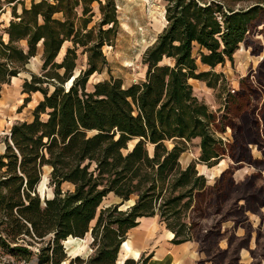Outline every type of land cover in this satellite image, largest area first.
<instances>
[{
  "label": "trees",
  "instance_id": "obj_1",
  "mask_svg": "<svg viewBox=\"0 0 264 264\" xmlns=\"http://www.w3.org/2000/svg\"><path fill=\"white\" fill-rule=\"evenodd\" d=\"M165 1L167 24L143 54L145 80L124 87L111 76L89 89L91 76L109 70L103 47L114 46L119 32L116 0H32L20 13L22 1L8 0L14 3L13 18L0 33V93L26 71L31 77L23 83L29 95L24 105L32 93L43 98L32 120L17 121L0 138L5 145L0 150V245L15 244L11 250L27 260L34 255L33 242L51 236L37 253V264H60L66 262L62 242L90 231L95 254L77 258L80 264H117L130 230L141 218L155 216L174 234L172 243L195 239L199 224L191 215L202 212L203 196L219 187L226 171L210 185L196 163L182 164L181 155L196 138L201 163L213 166L227 151L230 155V145L218 133L229 126L223 114H230L238 89L227 92L225 111L218 114L197 97L190 80L211 88L226 85L224 73L214 69L233 62L261 7L236 8V0ZM95 3L99 19L92 24ZM3 5L0 0V12ZM67 42L71 45L61 55ZM40 50L41 72L35 73L27 66ZM80 55L86 56V67L78 71ZM199 63L211 70L199 71ZM256 76L251 75L250 87L264 92V79L255 82ZM237 125L232 130L240 133ZM251 143L264 145L259 137ZM44 167L51 168L54 191L47 199L37 192ZM66 182L74 190L63 191ZM109 195L135 203L103 207ZM231 195L223 196L222 210ZM233 210L231 203L226 212ZM26 238L32 239L28 245L19 242ZM140 257H127L122 264H147Z\"/></svg>",
  "mask_w": 264,
  "mask_h": 264
},
{
  "label": "rangeland",
  "instance_id": "obj_2",
  "mask_svg": "<svg viewBox=\"0 0 264 264\" xmlns=\"http://www.w3.org/2000/svg\"><path fill=\"white\" fill-rule=\"evenodd\" d=\"M7 2L8 0H2L6 8L4 13H0V33L13 18L12 13H7V10H11L10 7L14 3ZM256 4L261 7L259 17L253 23L245 42L234 54L233 62L227 60L214 69L216 72L224 73L226 85L211 88L204 81L190 80L197 97L218 114L225 111L223 102L227 92L230 89H238L236 100L229 104L230 114L227 111L223 114L224 121L229 126L225 127L224 132L218 133L230 145L228 148L230 155L227 151L223 161L213 166L201 163L199 160L200 138L188 142V149L181 155L182 164L187 166L190 162L196 163L199 172L206 176L210 185H213L223 171H226L218 182L219 187L208 190L203 196L202 212L191 215L192 219L199 224L195 231V239L191 241L193 244L191 264H264V145L251 143V139L255 140L258 137L259 141L264 143V92L250 87L252 74L259 75L253 79L255 82L264 79V0H236L234 6L249 8ZM116 5L120 21L119 32L114 46L106 44L103 47L109 61V70L91 76L89 89L93 88L94 83L109 79L111 76L120 78L124 87L143 82L147 71L142 61L143 54L167 24L163 17V13H166L165 0H116ZM94 7L96 16L92 24L99 19L98 4L95 3ZM17 10L19 13L22 11L21 2L17 3ZM70 45V42L64 45L61 55ZM195 53H197L196 49ZM41 67L40 50V53L30 60L27 68L40 73ZM85 67L86 56L80 55L77 70ZM208 70L211 68L199 63V71ZM30 77V73L23 71L9 84H5L1 90L0 138L8 136L13 124L17 121L33 119V110L43 95L40 92L32 93L31 100L24 105L25 98L29 95L23 92V83ZM243 79L247 81L242 84ZM256 120L260 122L258 127L254 125ZM234 123H238L240 133L233 132ZM0 150L4 152V143H0ZM240 157L245 160L237 163ZM251 157L253 160L250 159ZM50 172V167H44L41 182L37 187V192L42 199L51 198L54 195L53 187L49 183ZM62 189L63 191L74 190V186L66 182L62 185ZM228 192L232 193V200L228 207L222 210L223 196ZM238 200H241L243 205L237 204ZM117 202V197L109 195L102 206ZM231 203L234 210L226 212ZM149 226L150 220L147 219L141 223L139 229H148ZM153 227L157 233L166 229L165 225L159 222L158 216L154 218ZM133 234L134 238H137L136 233H128V239L132 240V248H134L135 239L130 237ZM50 238L51 236L42 242H33L31 249L34 255L27 260L17 251L11 250L15 244L0 245V264H37V253L41 247L47 245ZM71 238L73 239L69 237L62 242L66 262L60 264H70L72 260V264H80L77 258L85 261L95 254L96 247L90 231L83 237V241ZM29 241L32 239L19 240L24 245H28ZM128 255H122L120 252L118 261L121 262V259L131 256V254Z\"/></svg>",
  "mask_w": 264,
  "mask_h": 264
},
{
  "label": "crops",
  "instance_id": "obj_3",
  "mask_svg": "<svg viewBox=\"0 0 264 264\" xmlns=\"http://www.w3.org/2000/svg\"><path fill=\"white\" fill-rule=\"evenodd\" d=\"M21 1H23V3H21V10L23 5L28 8L31 6L32 0ZM35 1L39 2L41 0ZM5 8L6 6L4 4L0 13H4ZM8 12H11V10L8 9L7 13ZM154 218L155 217H150L149 219L147 217H143L139 220V225L130 230L131 233L134 232L137 234V238L134 241V248L137 249L136 251L138 252L139 257L141 256L146 258L147 264H191L193 260L191 252L193 249L192 242L187 241L180 244L172 243L171 240L174 237V234L168 229L157 233L153 227ZM147 219L150 220V226L148 229H139L141 227V223Z\"/></svg>",
  "mask_w": 264,
  "mask_h": 264
},
{
  "label": "bare ground",
  "instance_id": "obj_4",
  "mask_svg": "<svg viewBox=\"0 0 264 264\" xmlns=\"http://www.w3.org/2000/svg\"><path fill=\"white\" fill-rule=\"evenodd\" d=\"M61 53H62V51H61ZM134 237H135V235L133 234L130 238H132L133 240L134 239L136 240V238H134ZM76 239H78L80 241H83V238H73L72 240H76ZM120 252H121L122 255L131 254V257H134V258H138L139 257L138 252L134 248H132V240L131 239H127L122 244ZM121 260H124V259H121Z\"/></svg>",
  "mask_w": 264,
  "mask_h": 264
},
{
  "label": "water",
  "instance_id": "obj_5",
  "mask_svg": "<svg viewBox=\"0 0 264 264\" xmlns=\"http://www.w3.org/2000/svg\"><path fill=\"white\" fill-rule=\"evenodd\" d=\"M117 199H118L117 203H121V208H127V207H129L135 203V199L128 200L124 203L122 202V199H120V198H117ZM124 261H125V259L121 260V262L118 261L117 264H122Z\"/></svg>",
  "mask_w": 264,
  "mask_h": 264
}]
</instances>
